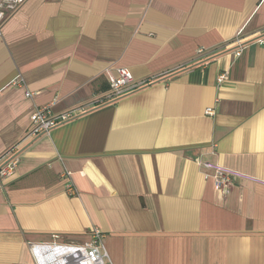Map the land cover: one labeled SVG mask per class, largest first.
Returning a JSON list of instances; mask_svg holds the SVG:
<instances>
[{
  "label": "crops",
  "instance_id": "crops-1",
  "mask_svg": "<svg viewBox=\"0 0 264 264\" xmlns=\"http://www.w3.org/2000/svg\"><path fill=\"white\" fill-rule=\"evenodd\" d=\"M108 68L154 80L93 105ZM45 106L77 112L0 184V264L94 229L111 264H264V0H26L0 24V157ZM202 162L248 180L220 197Z\"/></svg>",
  "mask_w": 264,
  "mask_h": 264
},
{
  "label": "built area",
  "instance_id": "built-area-1",
  "mask_svg": "<svg viewBox=\"0 0 264 264\" xmlns=\"http://www.w3.org/2000/svg\"><path fill=\"white\" fill-rule=\"evenodd\" d=\"M26 0H0V24L6 17L18 9ZM104 76L109 86V94L95 101L93 105L103 104L120 98L134 90L140 89L153 82L154 79L136 81L132 74L124 68H108ZM225 74L218 76V83L225 80ZM19 81L12 82L13 85H19ZM32 93L26 91L25 97L32 98ZM77 111H71L59 115L51 112L50 106L35 108L30 116V127L22 139L11 146L0 157V184L2 181L14 176L19 163L18 154L22 146L38 137L48 134L58 125L67 122ZM205 115H213L211 108L206 109ZM201 167L211 174H204L206 178L213 180L214 191L220 196L225 197L234 182L239 180H248L244 175L208 162H202ZM71 174L64 171L61 178L64 180V191L68 195H76V189L71 181ZM57 239L58 236H53ZM56 252V260L62 261V264H111L108 261V255L103 249L100 232L96 229L91 231L89 239L81 244L66 242H51L48 244H36L30 246V253L34 264H44L42 256L46 253Z\"/></svg>",
  "mask_w": 264,
  "mask_h": 264
},
{
  "label": "bare ground",
  "instance_id": "bare-ground-1",
  "mask_svg": "<svg viewBox=\"0 0 264 264\" xmlns=\"http://www.w3.org/2000/svg\"><path fill=\"white\" fill-rule=\"evenodd\" d=\"M56 252L46 253L42 256V260L44 264H62V261H57Z\"/></svg>",
  "mask_w": 264,
  "mask_h": 264
},
{
  "label": "rangeland",
  "instance_id": "rangeland-1",
  "mask_svg": "<svg viewBox=\"0 0 264 264\" xmlns=\"http://www.w3.org/2000/svg\"><path fill=\"white\" fill-rule=\"evenodd\" d=\"M78 244H80V243H78Z\"/></svg>",
  "mask_w": 264,
  "mask_h": 264
}]
</instances>
